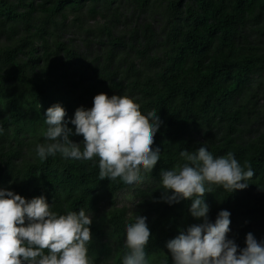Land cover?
Returning a JSON list of instances; mask_svg holds the SVG:
<instances>
[{
  "label": "trees",
  "instance_id": "16d2710c",
  "mask_svg": "<svg viewBox=\"0 0 264 264\" xmlns=\"http://www.w3.org/2000/svg\"><path fill=\"white\" fill-rule=\"evenodd\" d=\"M126 5L148 15V22L132 32L129 39L114 35L112 28L106 32L104 28H91L89 35L105 37L101 44L108 49L103 56L89 62L84 54L58 46L57 73L43 72L32 79L27 69L35 68L39 63L36 59L18 65L17 71L7 72V78L29 89L27 96L20 99L29 98L30 104L20 108L19 98H11L10 111L4 115L0 103V189L27 199L43 195L53 211L60 214L81 208L87 214L114 197L126 185L119 180H100L98 158L96 163L62 160L59 154L46 161L38 156L30 158L25 155L29 145L26 147L22 135L29 125L25 119L29 113L44 118L50 106L62 105V99L55 94L59 89L66 88L68 93L84 90L82 96L92 103L99 93H117L134 99L142 113L156 112L163 121L152 146L160 148L161 159L149 174L182 165L185 161L180 152L193 153L202 145L210 147L214 156L232 152L242 166L250 163L255 175L247 188L233 193L215 188L204 194V200L210 206L212 222L222 210L212 206L217 198L215 201L222 200L230 211L231 222L246 224L258 241L264 239V132L247 144L236 138L240 129L251 124L252 117L264 109V56L246 55L237 44L240 26L264 28V0H51L46 10L51 17L76 15L77 26L81 27L82 14L97 19L113 12L114 20L119 21L122 16L118 11ZM19 17L23 15L0 0L2 23L16 22ZM159 22L158 27L155 24ZM136 43L142 48H137ZM14 52L3 53L0 64L4 68L15 65L22 50ZM128 56L134 59L127 63L125 77L117 78L121 73L118 64L127 61ZM111 67L116 70L108 72ZM222 123L227 125L226 132L214 142L212 132L208 133ZM68 127L74 132L71 122ZM200 132L206 134L205 143L193 139L194 133ZM184 203L190 209L191 201ZM112 221L117 232L123 233L117 215L112 216ZM257 222L262 223L256 226ZM155 227L150 228L151 245L160 246L179 233L169 229L158 237ZM233 240L240 248L246 246L245 241ZM126 251L121 252L119 264ZM100 260V256H93L92 264Z\"/></svg>",
  "mask_w": 264,
  "mask_h": 264
},
{
  "label": "clouds",
  "instance_id": "9594fccd",
  "mask_svg": "<svg viewBox=\"0 0 264 264\" xmlns=\"http://www.w3.org/2000/svg\"><path fill=\"white\" fill-rule=\"evenodd\" d=\"M65 108L57 103L44 114L47 128L36 154L41 161L57 154L66 160L97 162L99 179L119 180L127 186L143 183L161 159L159 147H152L163 121L156 112L142 113L134 99L113 94L94 96L91 108L75 110L70 122ZM3 129L0 128V131ZM83 136V147L70 135ZM182 165L160 172V200L168 204L190 200V214L201 221L187 226L166 244L171 264H264V239L246 234L240 248L232 238L229 210L209 219L210 206L204 200L213 186L228 193L243 190L255 175L250 163L241 165L235 154L214 156L204 145L189 153L182 150ZM146 217L135 215L125 225L122 264H149L146 248L152 233ZM27 222V223H26ZM93 218L84 208L60 214L46 197L27 199L0 189V264H92L88 256L93 235ZM161 264H169L167 258Z\"/></svg>",
  "mask_w": 264,
  "mask_h": 264
},
{
  "label": "rangeland",
  "instance_id": "374dc122",
  "mask_svg": "<svg viewBox=\"0 0 264 264\" xmlns=\"http://www.w3.org/2000/svg\"><path fill=\"white\" fill-rule=\"evenodd\" d=\"M7 5L13 6L14 10L23 15L16 22L2 23L0 19V55L3 60L4 52L13 53L14 51L22 50V53L17 55L16 64L4 68L0 64V103L5 113L10 111L9 101L11 98L18 100V107L27 108L30 104V99H20L27 96L29 89L17 80L7 78L6 74L17 71L18 65H22L28 60L36 59L39 63L33 64L27 70L30 71L31 78L34 79L45 73H57V47H62L75 50L84 54L89 58V62L97 57L105 54V46L101 42H105V37H94L89 35L88 31L91 28H104L105 32L112 28L114 35L124 36L129 39L132 32L140 26H144L148 21L146 14H141L134 7L126 5L118 11L122 16L119 21L114 20L113 12L107 13V18L97 17L94 19L90 16L82 14L84 22L81 27L77 26V16L70 15L67 18L58 15L51 17L46 8L51 4V0H23L18 3V0H3ZM32 4V7H26L27 4ZM26 4V5H25ZM30 8L31 11H28ZM114 22V23H113ZM158 27L161 23L155 24ZM49 38L45 42V38ZM142 40L140 39V42ZM237 44L242 53L246 55H254L257 57L264 56V28L254 24L240 26L237 33ZM137 48H142L136 43ZM15 53V52H14ZM132 57L128 56L127 61L118 64L121 73L117 78H123L126 75L128 68L127 63L132 61ZM32 65V64H31ZM115 67L108 69V72H114ZM12 76V75H10ZM84 90L76 89L68 93L66 88L56 91V96L62 99V106L66 110L65 119L70 122L74 116L75 110L78 107L91 108L92 102L82 96ZM117 93H108L111 96ZM119 95V94H117ZM121 95V94H120ZM56 98V97H54ZM26 110V109H25ZM29 125L23 132L22 137L27 147V152L32 148L35 151H29L26 156L36 158V146L42 143H48L44 138L46 124L44 118L36 113H29L25 118ZM252 123L245 125L240 129V134L236 136L242 144H247L257 135L264 132V109L259 111L252 117ZM227 125L222 123L208 133L212 132L211 140L217 141L226 132ZM193 139L205 143V132L194 133ZM83 136L74 135L72 141L83 144ZM210 151V147H208ZM64 160L63 158L59 157ZM176 164L171 168L177 167ZM170 168V169H171ZM164 168L159 169L157 174H146L144 181L140 185L125 186L114 197L102 201L95 211L87 214L92 216L93 223L90 226L93 235L92 241L89 244L88 256L92 261L93 256H100L99 264H119L121 252L125 247V225L134 222L135 215L145 216L146 223L149 228L156 225L154 234L162 237L168 233L169 229L186 230L187 226L201 221L192 217L189 209H186L184 200L178 203L168 204L159 198L162 195L160 172ZM213 186L212 189L216 190ZM217 198H215L216 200ZM213 202L212 206H220L225 209L222 200ZM222 204V205H221ZM227 210V209H225ZM117 215L120 224L123 225V233L117 232L115 224L112 221V216ZM231 219V218H230ZM262 222L255 223L260 226ZM231 231L228 233L229 238H237L239 241H245L246 234L249 233V228L246 224L232 221L230 223ZM178 233V235H179ZM169 238L171 236H168ZM167 243L160 246H147V258L149 264H161V261L167 258L171 264V258L166 247Z\"/></svg>",
  "mask_w": 264,
  "mask_h": 264
}]
</instances>
